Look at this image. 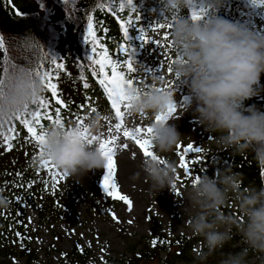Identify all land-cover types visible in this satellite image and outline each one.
Here are the masks:
<instances>
[{"label":"clouds","instance_id":"1","mask_svg":"<svg viewBox=\"0 0 264 264\" xmlns=\"http://www.w3.org/2000/svg\"><path fill=\"white\" fill-rule=\"evenodd\" d=\"M159 17L173 16L169 31L171 47L179 59L170 66L173 78L188 97L186 111L196 124L215 143L235 152H251L257 165L264 168V110L246 101L264 92V32L235 23L218 10L225 0H205L209 8L206 19L193 22L189 15L177 14L190 6V0H154ZM253 9L264 7V0H254ZM33 47L40 45L32 36ZM27 64L15 65L4 77V91L0 95V127L10 123L31 106L44 92L38 76ZM153 83L145 87H125L128 112L133 115L166 113L175 104L176 89L165 78L153 74ZM159 83L162 86H156ZM102 118L93 114L83 126L50 124L44 132L40 154L33 161L39 166L48 162L65 177H82L100 170L105 160L93 143L98 136ZM151 141L159 154L168 153L182 142L184 136L176 122L152 123ZM175 162L145 158L139 172L131 178L143 176L148 181V195H155L176 183ZM188 229L202 240L203 249L194 254V264H254L250 255L264 261V186L242 187L241 174L221 170L212 176H199L185 191ZM229 201L235 212L227 210ZM8 207L7 198L0 195V209ZM233 236H239V251L221 250ZM235 247V246H233Z\"/></svg>","mask_w":264,"mask_h":264},{"label":"trees","instance_id":"2","mask_svg":"<svg viewBox=\"0 0 264 264\" xmlns=\"http://www.w3.org/2000/svg\"><path fill=\"white\" fill-rule=\"evenodd\" d=\"M29 1L37 5L48 2L47 0ZM49 1L58 5L63 12L62 19L55 25H48L46 20L35 12L15 9L13 0H0V38L4 41V47L0 48V74L5 67L11 68V65L27 64L35 69L38 64L43 63L45 68L42 71L52 70L53 82L57 83L60 98L68 105L62 110V122L65 126H68L67 118L70 115L78 117L83 111L88 110L99 114L104 121L112 120L110 106L104 98L107 94L98 82L99 66L87 58L93 55L91 42L85 43L88 16L91 15L93 18L97 51L107 50L112 59L119 61L120 71L124 62L119 47L124 44V33L120 29V23L129 19L133 21L134 25L128 29V35L131 36L142 28L143 22L151 24L153 28L157 21L164 22L163 17H159L154 11L156 7L154 0H133L135 11L139 15L138 21L135 20L136 13L131 11L126 0H67L66 3L64 0ZM121 3L124 4L122 11ZM177 14H186V10H180ZM218 15L252 29L257 26L260 17L264 19V7L253 9L248 0H225L224 6L218 10ZM167 17L171 20V16ZM164 29L156 31L160 32ZM26 35L32 36L40 45L33 47L31 40L19 39ZM63 40L68 42L66 47H62ZM160 43L167 45L164 40H160ZM126 44L131 45L133 42ZM40 48L48 54L43 60L40 58ZM160 48L156 47V50ZM164 49L168 58L175 59L176 53L172 48L164 47ZM51 57L64 65L62 71L56 70L55 65L50 64ZM108 72L110 74V69ZM125 74L131 78V75ZM42 96L50 100V93L45 89ZM245 103L255 104L264 110L262 95L253 97ZM50 105L51 114L55 112L57 106L52 100ZM34 110L35 106H30V112ZM43 123V130L52 124L47 121ZM34 146L37 148L38 145L26 136V129L19 121L13 119L0 127V195L6 197L8 201V207L0 209V264L9 263L18 243L23 247L21 252V257L24 258L23 264H36V252L30 247L32 234L25 223L24 206L36 211L39 228L46 226L52 230L54 221L66 216L68 209L66 200L70 192L49 186L47 179L42 176V166L33 164L37 157ZM197 160L199 162L193 163ZM188 162L191 178L205 174L212 176L221 170H231L241 174L243 188L264 186V176L261 175V170L264 168L257 165L251 152L234 151L232 160H224L207 152L190 153ZM186 180L190 182L188 177ZM227 210L235 212L231 201ZM87 213L95 216L102 213V208L90 205L87 207ZM17 233L20 235L18 236ZM53 235L55 238L58 236L55 233ZM153 240L157 241L155 245L152 243ZM143 242L139 243L141 248L138 252L135 251V246L131 247L130 258L122 255L119 259L108 257L97 259L91 248L83 247L78 241L74 243L69 253H62L50 247L47 257L57 253L59 256L57 264H151L153 262L154 264H194V254L203 249L202 240L194 235L191 237L155 235L143 239ZM239 242L240 237L233 236L230 244L221 251L224 253L239 251ZM218 258L219 254L210 258L209 264H216ZM250 259H256L257 263L264 264V261L255 256L250 255Z\"/></svg>","mask_w":264,"mask_h":264},{"label":"rangeland","instance_id":"3","mask_svg":"<svg viewBox=\"0 0 264 264\" xmlns=\"http://www.w3.org/2000/svg\"><path fill=\"white\" fill-rule=\"evenodd\" d=\"M47 1L44 5H37L29 0H13V5L17 10L35 12L38 16L44 18L48 25H55L62 19L63 12L58 5L53 4L49 0ZM185 10L187 15H189L190 8L188 7ZM169 31L170 29L167 28L160 32L154 31L151 28V24L143 22L139 31L134 32L131 36L128 35V40H125L123 35L124 44L122 45L127 48L126 52L121 51L124 58L123 68L127 71L125 61L131 57L135 71L129 74L131 78L140 81L139 85H137L138 87H145L153 83L152 77L153 74H156L152 71L154 68L169 82L174 79L172 75L167 73L168 59L164 58L165 49L160 48L159 51H156L155 44L157 40H164L167 43L164 37L167 35L169 39ZM254 31L264 32V22L261 21ZM140 32H144L150 40L147 44L140 40ZM66 41H62V47L68 45ZM130 41L133 44H126L130 43ZM119 47L121 50V45ZM261 84L264 85V75L261 76ZM156 86L162 85L157 83ZM261 95L264 96V92H261L259 96ZM183 96H185L183 88L176 91L175 106L177 112L168 119L169 122H176L178 131L184 135L180 144L186 146L192 143L195 147H200L202 152H207L212 156H219L224 160H232L234 151L216 144L214 135L204 132L196 124L191 112L186 111L187 103L181 107ZM93 114L96 113L88 110L83 111L82 115L78 117L70 115L67 118V123L68 125H76L78 120L84 123L86 118ZM154 118L155 116L133 115L127 112L124 118V128L132 130L136 126L149 127L154 123ZM114 122L113 119L102 120V127L98 137L107 139L109 136V125H113L112 135L118 138L116 159L119 190L122 195H127L133 201L132 210L129 211L123 202L112 200L100 188L99 180L102 179L103 168L90 171L82 177L68 178L64 176L55 188L69 190L70 195L66 200L68 209L65 218L54 221L52 230L46 226L39 228L36 211L24 206L25 223L32 234L30 247L36 252V264H48V262L49 264H57L59 261L58 254L53 253L47 257L48 249L53 247L62 253H69L77 241L83 247L91 248L93 255L97 259L102 257L119 259L122 255L130 258L132 246L136 247V252L140 251L141 245L139 243H144L143 239L145 238H151L155 235H165L167 237L192 236L187 227L189 213L185 199V191L191 182L186 180L182 170L178 168V158L175 155L177 149L159 154L158 157L174 161L177 169L176 176L181 177V179L176 180L175 189L173 187L164 188L155 197H152L147 192L149 185L146 178L143 176H138L135 180L131 178L139 172V166L145 157L139 152L132 140L123 139L122 132L124 128L119 133L116 132ZM119 143H127L129 148L127 150L122 149L119 147ZM93 144L98 147L99 140L94 141ZM35 150L37 159L40 154L39 145L37 148L35 147ZM151 150L157 155L153 144ZM41 166L43 178L47 179L49 186L53 187L51 172L59 171L51 165L49 169H46L42 164ZM83 191L86 193H83ZM177 191H179L180 195L176 194ZM90 205L101 207L102 213L90 216L87 213V207ZM112 214H115L119 222L113 220ZM53 233L58 235L57 238H55ZM22 249V244L18 243L17 248L14 250V256L9 259L8 264H23ZM254 263H257L256 259H254ZM151 264H154V262Z\"/></svg>","mask_w":264,"mask_h":264},{"label":"snow or ice","instance_id":"4","mask_svg":"<svg viewBox=\"0 0 264 264\" xmlns=\"http://www.w3.org/2000/svg\"><path fill=\"white\" fill-rule=\"evenodd\" d=\"M66 3L67 0H64ZM249 5L252 6L254 4V0H248ZM127 5L131 9L132 12L136 13L135 7L133 5V0H126ZM124 8V4L121 3L120 10L122 11ZM190 13L189 16L193 22H200L206 19L209 8L205 7V0H190ZM17 15L19 16L20 13L18 12ZM175 13L173 14L171 20L168 19L167 16L163 17L164 22L161 23L157 21L153 27V30H160V29H170L172 26V21L175 19ZM135 20H139V15L136 13ZM133 21L131 19L122 21L120 23V29L124 33V39L128 40V29L132 27ZM164 39L167 41V45H162L159 40L155 42L157 47H168L171 48V42L168 39V36L166 35ZM140 40L147 44L150 40L148 37L144 34V32H140ZM91 42L92 44V54L91 56H88V60L92 61L93 64L99 66V84L103 86L104 92L107 94L108 102L110 103V109L111 112L114 114L115 122L114 127L116 132H120L122 128H124V118L125 114L128 112V98L124 94V88L136 86L139 85L140 81L129 78L126 76L125 72L120 71V63L118 60H114L109 56V53L107 50L97 51L98 44L96 40V33L93 30V18L91 15L88 16V24H87V32L85 34V43ZM152 42V41H151ZM4 47V41L2 38H0V48ZM121 51L126 52L127 48L124 45H121ZM40 52V58L43 60L45 56L48 54L44 52L43 48L39 49ZM95 57V58H94ZM165 59H168V67H167V73L169 75H172V68L171 64L175 63L177 59H179L178 55L176 54L175 59H171L167 57V53H165ZM50 64L55 65L56 70L62 71L64 69V65L61 63H58L57 60L54 57L50 58ZM159 64V62H158ZM125 66L127 68L128 73H133L135 71L134 64L131 60V57L127 61H125ZM15 68V65H11V68L5 67L3 70V73L0 74V95L3 94L4 91V77L9 73L10 69ZM45 68V65L43 63H40L37 65L35 69H30L32 73H34L36 76H38L41 80V83L43 84L44 89L50 93V100L55 101L56 110L54 113L49 112L50 109V100L46 99L45 97L41 96L38 100L34 101L31 106H35V110L30 112V106H26L25 110L22 113L17 114L14 119L19 121L23 128L26 129V136L30 138L31 141L35 142L37 145H39V151L40 145L43 142L44 139V123L45 121L51 122L52 124H57L63 126L62 122V110L68 107L66 102L60 98L57 83H54V76L52 73V70L49 69L47 71H42V69ZM108 69H110V74L108 72ZM153 72L156 73L157 76L160 77L161 80L164 79L163 75H160L156 68L152 69ZM94 74L95 71H94ZM170 86L174 87L176 91H179L181 89L180 82L178 78H174L170 82ZM188 101L187 96H183L181 100V107H183ZM83 103V102H82ZM95 110V109H93ZM177 112V108L174 105L170 106L166 113L158 114L154 118V123H163L165 121H168L169 117L173 116ZM107 119V117H104ZM77 126H83V122L79 121L76 124ZM112 127L113 125L110 124L108 128L109 136L107 139H103L101 137H98L96 135L92 136L89 143H93L94 141L99 140V144L97 149L100 151L102 157L105 160V164L103 167V176L102 179L99 180L100 188L103 190V192L110 197L114 201L123 202V204L127 207L129 211L132 210L134 204L133 201L127 196L122 195L119 190L118 185V164L116 159V153H117V145H118V138L115 135H112ZM39 129V131H38ZM151 133L152 128L149 127H142V126H136L132 130H128L127 128H124L122 132V136L124 140H132L134 142V145L139 150V152L143 155L145 158H152V159H160L157 157V155L154 154L152 149V141H151ZM211 139V137H209ZM7 143V141H5ZM119 147L122 149L127 150L129 148V145L127 143H119ZM176 153L175 155L178 158V168L182 170L183 176L188 177L190 179L191 183L198 182L199 176H196L195 178L190 177V168H189V162L188 157L190 153H196L200 154L202 152V149L200 147H195L192 143L187 144L186 146L182 144L176 145ZM199 162L193 161V163ZM42 165L46 168H50V164L48 162H42ZM261 175L264 176V169L261 170ZM51 178L53 181V188L58 185L59 181L64 178V174L52 171L51 172ZM181 177L177 176L176 180H180ZM22 187V186H21ZM173 188H176V185H173ZM177 195H180L179 191L176 192ZM113 220H117V217L115 214H112ZM19 236L20 233H17ZM153 245L157 243L156 240L152 241Z\"/></svg>","mask_w":264,"mask_h":264}]
</instances>
